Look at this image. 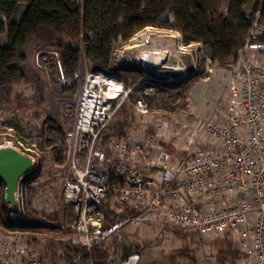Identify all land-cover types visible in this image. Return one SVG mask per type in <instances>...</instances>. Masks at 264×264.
Here are the masks:
<instances>
[{"label":"built area","instance_id":"obj_1","mask_svg":"<svg viewBox=\"0 0 264 264\" xmlns=\"http://www.w3.org/2000/svg\"><path fill=\"white\" fill-rule=\"evenodd\" d=\"M258 15L255 10L249 33L228 62L212 59L200 41L183 43L177 29L146 25L138 33L159 29L175 38L176 52L167 47L163 56L145 53L150 49L134 41L136 33L131 46L123 47L135 53L136 75L120 69L86 70L62 184L63 201L72 207L74 218L61 225L78 236L83 251L71 252L70 260H49L25 237L0 234V264H79L83 255L90 257L103 242L106 193L117 212L135 211L129 223L138 218L158 220L203 238L227 236L236 242L240 256L225 264H264V56L257 54L258 46L264 45V27ZM112 61L115 66L127 63L115 50ZM47 62L58 69L55 60ZM219 66L227 73L216 103L208 117H192L190 126L183 125L186 142L172 145L178 154L170 155L161 144L149 142L144 124L143 132L129 125L98 153L99 134L129 97L144 122L148 99L160 98L158 83L177 84L199 70L207 80ZM194 108L186 95L182 114L191 115ZM166 124L164 120L162 127ZM156 134L163 136L161 131ZM3 140L13 141L36 159L40 156L35 141L25 140L1 119ZM8 215L12 220H42L27 214L22 202Z\"/></svg>","mask_w":264,"mask_h":264},{"label":"trees","instance_id":"obj_2","mask_svg":"<svg viewBox=\"0 0 264 264\" xmlns=\"http://www.w3.org/2000/svg\"><path fill=\"white\" fill-rule=\"evenodd\" d=\"M255 10H259L258 19L264 27V0H0V33L5 35V42L0 43V105L20 109L31 105L53 108L56 119L48 116L47 125L36 128V134L42 149L50 142L57 146V155L53 160L59 162L63 169L84 73L86 70H116L112 60L118 40L128 39L146 25L173 28L180 31L183 43L200 41L212 59L228 62L234 59L249 33ZM26 49L36 54L38 64L34 67L27 62ZM259 51L264 54V46ZM46 53L57 56L58 69L45 63L48 75L45 79L39 69ZM119 71L132 74V69ZM61 77L69 81H60ZM19 84L31 89L28 98L24 99ZM157 86L161 93L166 92L167 97L172 96V90L180 88L175 94L180 100L171 104L164 97L158 100L149 98L150 108L174 111L182 106L188 88L181 83H158ZM128 116L126 104H122L98 136V153L105 151L111 137L123 134L124 127L130 124ZM163 146L168 154H178L169 143ZM50 166L53 167V164L50 163ZM34 184L22 182L28 204L37 189ZM2 190L0 182V231L12 232L26 239L29 237L28 240L39 243L45 238L48 244H43L42 254H39L49 260L52 255L58 254V248L62 249L59 256L67 260L71 259V252L83 251L78 236L65 227L61 228L58 220L61 218L65 223L74 218L70 205L60 203L51 212L30 206L31 211L39 214L42 220H12L3 205ZM103 209V240L111 237L135 213L132 208L117 212L108 193ZM231 240H226L225 248L217 249L218 262H230L240 256ZM99 246L91 253L95 258L94 264H100L108 252L106 246H103L104 249ZM90 257L87 254L82 256ZM151 264L177 262L170 254L165 263ZM190 264L195 263L191 260Z\"/></svg>","mask_w":264,"mask_h":264},{"label":"rangeland","instance_id":"obj_3","mask_svg":"<svg viewBox=\"0 0 264 264\" xmlns=\"http://www.w3.org/2000/svg\"><path fill=\"white\" fill-rule=\"evenodd\" d=\"M155 28L168 29L167 27L159 26H155ZM142 29L144 28L138 29L128 39L118 40L116 43L114 48L115 52L120 54L124 61H127V63L119 64L118 66H115L114 63L113 66L116 67V69H132V74L130 75H136V70H133L134 62L137 60L135 58V53L131 50L123 49V47L131 46L130 39ZM3 42H5V35L4 33H0V43ZM169 47H171V45ZM168 49L167 47L164 48L166 52H169ZM25 51L28 54L27 62L31 63L33 67L37 65L36 54L34 52L31 53L29 49H26ZM255 52L257 53L258 51ZM257 54L264 56L260 51ZM48 59L58 62L56 55L52 53L44 54L42 60L43 64L39 70L45 79L48 76L45 69V65L49 64L47 62ZM199 71L200 72L196 75H191L180 82L183 87L188 88L186 95L190 96L193 101L195 108L191 115L182 114V108L185 105L184 97V99H182V102L184 101V103L181 104L182 106H179L178 109L174 111L150 108L148 104V112L146 114V119L143 122V120H141L143 117L135 112L133 103L131 102L132 98L129 97L125 103H123L126 104L129 112V125H133L135 130L138 129V131H142L141 125L144 124V132H148L147 137H149V142L159 145L161 144L162 147H164V143H169L171 147L173 144L178 143V141H181L180 145L184 144L186 142L184 135H186L187 132L185 131V128H183V125L187 123V125L190 126L192 117L204 118L209 116L210 111L217 100L216 94L217 92L219 93V85L226 78L227 73L226 69L219 66L215 75H212L207 80H203L206 73H204L203 70ZM18 88L23 90L24 99L28 98L31 89L22 84H19ZM179 89L180 88L172 90L171 97H167L168 95L166 96V92H160V98L164 97V99L171 101V104H175L180 100L178 95H175L176 91ZM48 116L56 119L53 108L49 105H31L25 109L10 107L4 104L0 105V120L2 119L5 123L12 124L16 132L25 138V140L35 141L40 151V156L37 158V164L34 170L24 179V184L33 182L37 187L29 204L25 194V187H22L21 189V202L24 211H26L27 214H32L36 217L40 216H38L39 214H34L33 211H31L30 206H33L36 210L51 212L52 210H55L60 203H64L62 184L64 176L67 173L69 137L66 145L67 149L65 151L66 165L61 169L59 162L53 160L55 155H57V146H55L53 142H50L44 149H42L39 146V136L36 134V128L41 125H47L48 122L46 118ZM175 119L177 121H175ZM164 120H167L165 128L162 127V122ZM129 125L124 127L123 133L128 130L130 127ZM159 129L161 134L163 133V136L156 134L160 132L158 131ZM175 132H177V134H175ZM165 151L167 150L165 149ZM50 163H52L55 168L50 166ZM58 220L61 225L64 224L61 218H58ZM70 221L71 220L65 221V223ZM59 232L62 231L59 230ZM0 234L14 235L12 232L5 231H0ZM28 238L29 237H27V242L29 246L37 253L42 252V249L44 248L43 244H48V240L45 238H43L42 243L30 241ZM227 239L230 238H203L195 233L183 231L179 227L159 223L158 220L153 221L150 219L138 218L133 224L129 222L124 223L120 228L116 229L111 237L103 240L102 245L99 247L104 249L103 246H106L108 252L100 264H125L128 257L134 254L138 255L136 264L165 263L170 254H172L173 257L175 256L177 264H190L191 260H193L195 264H225L224 262H218L219 256L217 254V249L225 248ZM231 241L234 243V247L236 242L234 240ZM57 252V255L55 253L50 258L58 259L60 257L59 254H62V249L58 248ZM94 259L95 258L91 255L90 258H82L79 264H94Z\"/></svg>","mask_w":264,"mask_h":264},{"label":"water","instance_id":"obj_4","mask_svg":"<svg viewBox=\"0 0 264 264\" xmlns=\"http://www.w3.org/2000/svg\"><path fill=\"white\" fill-rule=\"evenodd\" d=\"M264 45H259L263 49ZM37 164L31 153L24 151L13 141L0 142V182L3 185L2 201L8 212L16 211L21 202V186L23 180ZM138 255L128 257L125 264H136Z\"/></svg>","mask_w":264,"mask_h":264},{"label":"bare ground","instance_id":"obj_5","mask_svg":"<svg viewBox=\"0 0 264 264\" xmlns=\"http://www.w3.org/2000/svg\"><path fill=\"white\" fill-rule=\"evenodd\" d=\"M134 41H136L138 45L141 44L150 49H146L145 53H153L162 56L167 53L164 48L169 47L170 45L172 51L176 52L175 38L164 32H160L157 29H149L148 31L138 33Z\"/></svg>","mask_w":264,"mask_h":264},{"label":"crops","instance_id":"obj_6","mask_svg":"<svg viewBox=\"0 0 264 264\" xmlns=\"http://www.w3.org/2000/svg\"><path fill=\"white\" fill-rule=\"evenodd\" d=\"M218 93V92H217ZM216 98H217V94H216Z\"/></svg>","mask_w":264,"mask_h":264}]
</instances>
